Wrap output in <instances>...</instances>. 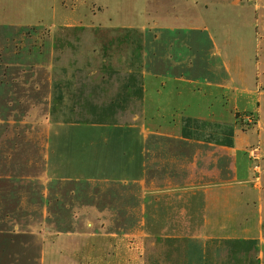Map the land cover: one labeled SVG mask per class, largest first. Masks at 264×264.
<instances>
[{
  "label": "rangeland",
  "instance_id": "rangeland-1",
  "mask_svg": "<svg viewBox=\"0 0 264 264\" xmlns=\"http://www.w3.org/2000/svg\"><path fill=\"white\" fill-rule=\"evenodd\" d=\"M100 125L142 183L78 173ZM0 264H264V0H0Z\"/></svg>",
  "mask_w": 264,
  "mask_h": 264
},
{
  "label": "crops",
  "instance_id": "crops-1",
  "mask_svg": "<svg viewBox=\"0 0 264 264\" xmlns=\"http://www.w3.org/2000/svg\"><path fill=\"white\" fill-rule=\"evenodd\" d=\"M221 114L208 113V116L183 115L179 118L176 134L194 143L229 147L236 145L235 129L227 122L221 121ZM163 134L164 130H157ZM148 131H127L125 128H110L94 126L85 129L80 134L76 167L82 176L116 184L138 180L142 183L148 168L147 161H143L142 148ZM131 135L133 144H129ZM93 157V158H92Z\"/></svg>",
  "mask_w": 264,
  "mask_h": 264
}]
</instances>
